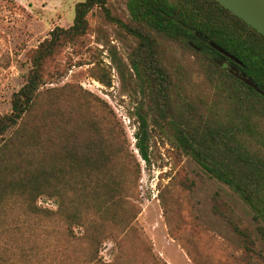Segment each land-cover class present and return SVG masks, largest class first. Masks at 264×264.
I'll return each mask as SVG.
<instances>
[{
    "label": "trees",
    "instance_id": "1",
    "mask_svg": "<svg viewBox=\"0 0 264 264\" xmlns=\"http://www.w3.org/2000/svg\"><path fill=\"white\" fill-rule=\"evenodd\" d=\"M96 8L136 41L130 58L141 96L134 115L142 161L105 99L75 82L47 87L57 82L51 77L64 48L91 34ZM127 10L123 18L109 0L78 2L73 24L57 26L31 52L25 83L13 93L11 110L0 112V213L21 209L32 222L59 226L63 237L52 248V264H166L136 225L142 162H152V121L241 197L264 237V35L217 0H127ZM195 72L203 76L200 89ZM92 76L112 85L109 74ZM195 186L191 181L187 189ZM42 198L57 208L44 207ZM217 211L242 250L264 264L258 236L236 211L226 202ZM16 219L0 215L1 233L11 232ZM195 229L188 238L193 248L178 239L195 264H235L228 244L199 223ZM107 242L116 247L111 260L102 255ZM7 258L0 256V264H13Z\"/></svg>",
    "mask_w": 264,
    "mask_h": 264
},
{
    "label": "rangeland",
    "instance_id": "2",
    "mask_svg": "<svg viewBox=\"0 0 264 264\" xmlns=\"http://www.w3.org/2000/svg\"><path fill=\"white\" fill-rule=\"evenodd\" d=\"M82 1L85 0H0L1 113L11 110L13 93L25 83L33 49L57 26L70 27L75 18V6ZM109 5L114 15L129 17L127 0H109ZM90 22L92 32L84 43L67 46L58 56V70L51 77L57 82L47 87L75 82L105 99L123 122L131 149L141 160L135 138L139 124L134 115L141 96L136 93L137 78L130 58L136 41L117 24L110 23L100 9L92 11ZM189 59L198 69L195 57ZM93 71L109 74L112 85L102 84L92 76ZM193 81L194 87L200 89L203 76L195 72ZM150 127L152 162H142L138 200L142 212L136 225L150 240L154 253L166 264H195L179 240L193 248L188 238L200 232L199 229L194 231L195 223H199L200 228L209 229L211 237L228 244L235 264H259L255 257L242 250L241 238L224 212L217 211V206L219 202L229 204L243 225L258 236L259 247L264 250V237L258 231L260 223L252 210L227 184L193 158L182 154L159 126L151 121ZM191 181L196 183L193 190L187 189ZM40 204L57 208L56 203L47 198H42ZM0 215L8 217V221L17 218L10 225L11 232L1 233L0 229L1 258L14 257L13 264H39L40 259L41 264H49L48 256H51L50 264L55 261L52 248L59 249L58 240L63 237L59 226L32 222L21 209ZM18 225L24 229L20 231ZM115 252V245L107 242L102 255L111 260ZM27 255H32L30 263L26 262Z\"/></svg>",
    "mask_w": 264,
    "mask_h": 264
},
{
    "label": "water",
    "instance_id": "3",
    "mask_svg": "<svg viewBox=\"0 0 264 264\" xmlns=\"http://www.w3.org/2000/svg\"><path fill=\"white\" fill-rule=\"evenodd\" d=\"M264 35V0H217ZM244 81L253 85L247 78Z\"/></svg>",
    "mask_w": 264,
    "mask_h": 264
}]
</instances>
